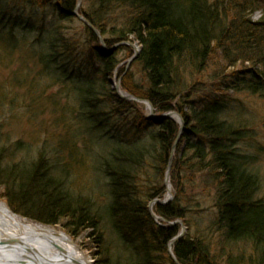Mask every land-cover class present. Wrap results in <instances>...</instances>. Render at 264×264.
Masks as SVG:
<instances>
[{"label": "trees", "instance_id": "16d2710c", "mask_svg": "<svg viewBox=\"0 0 264 264\" xmlns=\"http://www.w3.org/2000/svg\"><path fill=\"white\" fill-rule=\"evenodd\" d=\"M76 5L77 0H0V62L16 55L15 84L24 89L28 107L43 102L48 86H58L69 100L57 118L63 132L49 151L45 143L36 148L35 161L12 162L25 151L21 141L0 140V199L16 214L61 225L71 238L86 233L96 248L95 264H175L168 244L180 225L168 223L180 220L189 230L187 215L198 206L197 197L209 199L214 216L207 232L175 242L177 262L241 264L232 253L249 248L257 255L249 264H264V195L254 171L261 143L242 118L228 114L236 105L229 93L193 95L207 86L208 66L218 54L223 63L212 81L221 78L231 93L264 100V0H82L78 13L106 47L140 46L132 62L139 81L119 67L118 54L130 58L131 46L109 53L81 22L79 32H66ZM114 76L121 90L148 101L157 116L174 111L185 122L169 172L175 197L152 209L163 219L159 224L149 204L165 195L180 127L171 119H149L142 104L120 99L111 87ZM78 139L88 149L95 142L90 154L78 149ZM49 153L83 169L86 157L95 161L107 179L106 199L72 192L53 174Z\"/></svg>", "mask_w": 264, "mask_h": 264}, {"label": "rangeland", "instance_id": "374dc122", "mask_svg": "<svg viewBox=\"0 0 264 264\" xmlns=\"http://www.w3.org/2000/svg\"><path fill=\"white\" fill-rule=\"evenodd\" d=\"M260 17L261 12L259 10L254 14L253 19L257 20ZM78 21L79 20L75 19L72 23H67L66 26L68 27V30L66 32H70L72 34L76 31L79 32L81 24L80 21ZM100 45L103 48L101 43ZM137 47L140 48L138 44ZM105 48L110 50V48L106 47V45ZM132 53L133 55L131 57L134 56V50H132ZM118 57L121 61L119 67H123L126 71L131 70L136 76L137 81H139L140 70L138 66L132 64L133 61L128 63L131 57L127 58L125 51H121L118 54ZM212 58V62L208 66L209 69L207 70V72L209 71V77H207L206 80L207 86L205 84L201 85L200 90L193 95L195 98H204L217 96V94H215L216 92L218 94H222V96L225 95V93H229L232 99H234V103L237 106L233 105V107L230 108L232 111H229L228 114L232 115L231 117L233 119L235 117L236 119L242 118V120L245 121L246 124L253 130L256 140L261 143L263 149V152L261 153L256 152L257 159L254 164V171L258 174L261 180L262 189L259 192V195L262 196L264 195V100L259 99L258 97L248 96L244 93H231V91H228V89L223 86L224 82L221 81V78H217L212 81V77H210V75L217 72L219 69L216 68L221 67L220 63H223L218 54L214 55ZM18 67L19 65L15 54L10 59L9 63L6 61L3 63L0 62V140H2V142L4 141L6 145L21 141L22 147L25 151L24 153L21 152V154H16V156L12 158V162L23 163L35 161L37 159L36 148H40L43 143H45L48 151L52 148L50 146L53 145V142L56 139L55 137H58L63 132V128L60 123H58L60 121H57V118L61 115L62 109L65 108V103L69 100H66L64 98L65 95L60 93L61 89L58 86H48L45 88L46 98L43 102L31 103L30 107H28L30 103H26L23 98L25 97L23 96L24 89L15 84V72H17ZM111 81L117 83L119 78L114 76L110 79V83ZM44 86H46V84H44ZM232 94L234 96H232ZM143 108L144 114L148 116V110L144 105ZM79 140L80 139L77 140V143L79 144L78 149L82 152L90 154L91 149L93 150L95 142L93 141V144L90 145V149H88L85 148V146H81ZM2 142L0 141L1 144H3ZM46 158L50 161V163H52L53 174L61 180L65 179V186L69 187L72 192H80L85 195H89L98 202L106 199L108 193L107 179L98 171L96 162H93L91 158H85V169L81 168V166H79L74 160L67 157H56L53 153H49ZM3 189V186L0 185V194H2ZM192 192L189 191L188 194H192ZM171 194L173 197L168 203H170L175 197L173 189H171ZM0 201L5 202L4 199H0ZM196 202L198 206L196 208L193 207V214L189 213L187 215V220L190 222V229L188 230L187 226H183L186 229L185 235L188 233L190 235L194 234L197 230L201 234H205L207 232L206 228L209 224V220L214 216V211L209 199L197 197ZM195 212H197L196 215ZM19 216L34 223H39L22 215ZM52 227L63 231L61 225ZM181 229L182 226H180L179 233L181 232ZM73 239L77 243L79 249L88 258L90 264H95L97 259L93 254L96 248H94L92 243L88 241L86 233H82ZM244 250L246 253V255L244 254L245 256H248L249 254L247 253L251 252L249 248ZM232 254L237 257H241L240 252L235 251ZM224 263L225 262L222 261L219 264Z\"/></svg>", "mask_w": 264, "mask_h": 264}, {"label": "bare ground", "instance_id": "6f19581e", "mask_svg": "<svg viewBox=\"0 0 264 264\" xmlns=\"http://www.w3.org/2000/svg\"><path fill=\"white\" fill-rule=\"evenodd\" d=\"M168 197L169 192L164 199ZM0 263L90 264L68 234L22 218L3 201H0Z\"/></svg>", "mask_w": 264, "mask_h": 264}, {"label": "water", "instance_id": "95a60500", "mask_svg": "<svg viewBox=\"0 0 264 264\" xmlns=\"http://www.w3.org/2000/svg\"><path fill=\"white\" fill-rule=\"evenodd\" d=\"M81 2L82 0H77V5L75 7V10L72 12V15L77 19L79 20L81 23H83L85 26H87L93 33L94 35L98 38L99 42L102 44L103 48L105 51L109 52V53H112L115 49H117L118 47L122 46V45H128V46H131L134 50V56L130 58V60L128 61V63H131L139 54V51H140V48L137 47V44H132L130 42H127V43H121V44H118V45H115L113 48H111L110 50H107L105 48V43H104V40L102 38V36L100 35L99 31L94 28L82 15H80L78 13V10L80 8V5H81ZM111 84H112V89L116 92L117 96L120 98V99H123V100H127V101H130V102H137V103H140V104H143L145 106V108L148 110V116H149V119H152V120H155V121H158V120H163V119H171L173 121H175L177 124H179V135H178V138L173 146V150H172V153H171V156L169 158V161H168V164H167V167H166V173H165V179H164V185H165V191L166 193L169 192V197L168 199H162V200H154L152 201L150 204H149V213H150V216L152 217V219L159 224V221H163V219L159 216H156L155 213L153 212V206L158 204V205H166L171 199H172V194L170 191H168V188H172L171 187V184H170V181H169V172H170V169H171V166H172V161H173V152H174V149L176 147V144L178 142V139L179 137L182 135V132H183V129H184V126H185V122L183 120V118L181 117V115L177 112H167V113H164L160 116H157L155 114V111L152 107V105L146 101V100H142V99H139V98H136L126 92H124L123 90H121V87H120V83L119 81L117 83H115L114 81H111ZM175 225H180L182 226V229H181V232L176 236L174 237L168 244V253L170 255V257L172 258L173 262L175 264H179L177 262V260L175 259L173 253H172V245L177 242L179 239H181L184 235H185V231L186 229L183 227L184 224L182 221L180 220H176L174 222H169L168 223V227H173ZM2 264V263H0Z\"/></svg>", "mask_w": 264, "mask_h": 264}, {"label": "flooded vegetation", "instance_id": "af4514ba", "mask_svg": "<svg viewBox=\"0 0 264 264\" xmlns=\"http://www.w3.org/2000/svg\"><path fill=\"white\" fill-rule=\"evenodd\" d=\"M246 255V253L244 252L242 255L240 254V256L241 257H238V258H240V259H243L241 262L243 263V264H249V262H250V258L251 257H253V256H257L254 252H250V253H247V254H249L248 256H245ZM245 257V258H244ZM241 263V264H242ZM239 264H240V261H239Z\"/></svg>", "mask_w": 264, "mask_h": 264}]
</instances>
